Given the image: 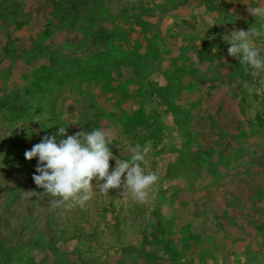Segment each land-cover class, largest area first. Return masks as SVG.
<instances>
[{"label": "rangeland", "instance_id": "1", "mask_svg": "<svg viewBox=\"0 0 264 264\" xmlns=\"http://www.w3.org/2000/svg\"><path fill=\"white\" fill-rule=\"evenodd\" d=\"M248 7L0 0V264H264V72L225 39L260 26ZM61 126L110 132L121 160L147 148L149 201L94 185L53 209L24 153Z\"/></svg>", "mask_w": 264, "mask_h": 264}, {"label": "clouds", "instance_id": "2", "mask_svg": "<svg viewBox=\"0 0 264 264\" xmlns=\"http://www.w3.org/2000/svg\"><path fill=\"white\" fill-rule=\"evenodd\" d=\"M241 2L249 5L248 13L262 23L248 31L234 30L225 39L230 44L228 55L246 65L245 71L250 68L255 78L264 72V57H261V49L254 43L255 39L264 38V3L253 7L245 0ZM253 91L248 88L249 93ZM58 135L67 138L57 141L56 135H45L40 143L34 144L24 153L28 161L33 158L38 160L35 170L38 174L33 175V180L38 188L43 189V195L49 197L53 209L63 207L68 211L76 206L83 207L92 199L94 185L103 194L122 188L120 195L125 199L131 197L141 204L149 201L151 190L159 177L154 172L146 173L142 167L147 148L141 151L137 145L130 149L132 155L129 160H121L114 157L110 150L109 146L115 139L108 131L81 130L74 135H67V127L61 126ZM112 159L116 160V166L110 171L109 162Z\"/></svg>", "mask_w": 264, "mask_h": 264}]
</instances>
